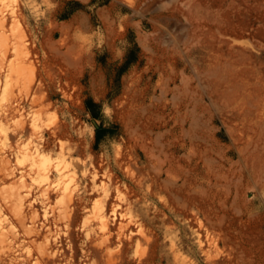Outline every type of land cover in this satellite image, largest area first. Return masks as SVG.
<instances>
[{
  "label": "rangeland",
  "instance_id": "1",
  "mask_svg": "<svg viewBox=\"0 0 264 264\" xmlns=\"http://www.w3.org/2000/svg\"><path fill=\"white\" fill-rule=\"evenodd\" d=\"M0 17V264H39L45 223L95 264L101 213L140 238L118 264H264V0H0ZM22 179L25 223L6 198Z\"/></svg>",
  "mask_w": 264,
  "mask_h": 264
},
{
  "label": "bare ground",
  "instance_id": "2",
  "mask_svg": "<svg viewBox=\"0 0 264 264\" xmlns=\"http://www.w3.org/2000/svg\"><path fill=\"white\" fill-rule=\"evenodd\" d=\"M5 26V22L2 20V18L0 17V63H4V59H5V56H6V46H8V44H10V38L11 36L9 34H7V30L5 31L4 29ZM20 33L19 32H15L13 33V39H14V43L12 45V49L14 50V52H17L19 51L21 48H22V44H23V41L21 40V37H20ZM25 45V44H24ZM11 49V50H12ZM23 50V49H22ZM19 53V52H17ZM11 71H13L12 69H10ZM36 93V92H35ZM43 101V100H42ZM31 125V124H30ZM37 126L38 125H35V129H37ZM16 127V126H15ZM29 128V127H28ZM27 128V129H28ZM56 128H58L56 126ZM60 128V127H59ZM61 130V129H60ZM57 131V130H56ZM17 132V131H16ZM51 133V132H50ZM40 135V134H39ZM36 147V146H35ZM48 147V146H47ZM50 148V147H48ZM80 148V147H79ZM77 148V149H79ZM47 149V148H46ZM76 149V151H77ZM48 150V149H47ZM7 155V154H6ZM11 157V156H10ZM9 157V158H10ZM7 158V157H6ZM12 158V157H11ZM32 159L33 160V163L39 167L40 170H43V172L41 173V177H44L45 179L48 178V170H49V165H50V162H51V158L50 156H46L44 154H42L41 152H38L36 155H33L31 152L29 151H24L23 152V159ZM5 160V159H3ZM7 160V159H6ZM5 162L7 161H4L2 162V164H5ZM10 162V161H9ZM11 164V163H10ZM126 164V163H125ZM131 164V162H130ZM2 166V165H1ZM161 166V165H160ZM3 168L2 169H5L4 170V173L5 171H9V173H13L15 170L13 168H11V166H7L5 164V166H2ZM1 169V171H2ZM173 170V169H172ZM170 173V172H168ZM4 175V174H3ZM19 176V175H18ZM95 176H97V174H95ZM28 177V176H27ZM16 179V178H15ZM169 179V178H168ZM167 179V180H168ZM20 180V179H19ZM28 180V179H27ZM38 180V179H37ZM40 180V179H39ZM172 179L170 178V180L168 181H171ZM23 181V179H22ZM20 181V183L22 182ZM26 180H24L22 182V184H16V185H13L12 189L11 190H8L9 192H6V195L7 193H10L6 196V198L8 197L9 199H12L11 201H8V202H11L12 203V208H14V213L15 215H19L18 217L21 218L22 222L25 223V220H28L25 218V216H22V212H21V209H22V206H23V201L24 199H27L26 197V194H23L24 192L21 191V188H24V187H27L26 183H25ZM31 181V180H30ZM30 181H27L30 182ZM34 181V180H33ZM176 182V181H175ZM11 183V182H10ZM53 184V183H52ZM63 183H61L62 185ZM7 185V184H6ZM38 185V184H37ZM166 185H167V182H166ZM165 185V186H166ZM12 186V185H11ZM39 186V185H38ZM42 186V185H41ZM31 187V186H30ZM43 187V186H42ZM27 189V188H25ZM5 189H3L4 191ZM47 190H48V187H46L43 191V194H47ZM2 191V190H1ZM49 191H51L49 189ZM53 192V191H52ZM69 192V191H68ZM66 192L65 195H64V198L65 200L66 199H70L71 198V194ZM4 193V192H3ZM27 193V192H25ZM54 193V192H53ZM62 193V192H61ZM108 193V192H106ZM2 194V193H1ZM28 194V193H27ZM3 195V194H2ZM1 196V195H0ZM28 196V195H27ZM50 196V194H49ZM26 197V198H25ZM3 198V197H2ZM58 200V199H57ZM75 201V200H74ZM7 202V203H8ZM69 202V201H68ZM67 202V203H68ZM71 202V201H70ZM69 202V204H70ZM109 202V201H108ZM58 203V202H57ZM60 203V202H59ZM11 205V204H10ZM15 205V207H14ZM82 205V204H81ZM8 206H9V203H8ZM38 206V205H37ZM73 206V205H72ZM76 206V205H75ZM118 206V205H117ZM26 207V205L24 206ZM39 207V206H38ZM8 208H11V207H8ZM55 208V206H54ZM103 208V207H102ZM123 208V207H122ZM68 209V208H67ZM101 209V208H100ZM12 209L10 210L11 212L13 211ZM53 210V209H52ZM71 210V209H70ZM69 210V211H70ZM119 210V209H118ZM24 212H26V210H23ZM44 211V210H43ZM79 212V211H78ZM111 212V211H110ZM117 210L116 208H113L112 209V215H113V219H115L116 217V213ZM75 213V212H74ZM61 214V213H60ZM70 214V213H69ZM73 214V213H72ZM14 215V216H15ZM25 215V214H24ZM16 216V220L18 221V217ZM56 217V216H55ZM60 217V215L58 216ZM69 217V216H68ZM99 220H100V234H97L98 236L95 237H92L90 239V246L87 248V250L82 254V260L83 261H87V260H90V259H94L95 261V264H118L116 263V261L118 260L117 258L114 257V255L112 256L111 254V250L114 249L112 248V246L116 245L117 246H125V245H128V244H132L133 242H140L139 239L137 236H136V231L134 230H130V232L126 233V228H127V225L125 224H120L119 227L117 228V231L116 230H113L112 228V222H110V220L108 219L107 217V214L105 213H101L100 216H99ZM25 218V220H24ZM32 218V217H31ZM73 218V217H72ZM74 220V219H72ZM20 222V221H19ZM22 222H20L21 224H23ZM30 222V221H29ZM59 222V221H58ZM57 222V223H58ZM72 223V221H70ZM75 222V221H74ZM91 222V221H90ZM99 222V221H98ZM121 222V221H120ZM123 222V221H122ZM45 223V222H44ZM43 223V224H44ZM70 223V225H71ZM20 224V226H21ZM31 224V223H30ZM37 224V222H36ZM69 224V223H68ZM41 225V224H40ZM59 225V224H58ZM23 226V225H22ZM27 229H26V232L31 235V238H32V241L36 242L37 241H41V240H38V238L40 237L38 234V230L37 232L35 233V231H33L32 227L33 226L32 224L29 225L27 224ZM35 226V225H34ZM61 226V225H60ZM75 226V225H74ZM0 227L3 228L2 226V221H0ZM23 228V227H22ZM25 228V227H24ZM40 228H43L45 229L46 231V234L44 235V238H43V242H40L38 245H37V249H38V255H37V258H36V262H38L39 264H77L75 259L76 256H77V253L75 251H73V246L72 244L74 242H71L69 238H71V235H70V232L69 231H65V233L63 235H59V234H55V233H52L53 230L45 223L44 226H41ZM4 229V228H3ZM71 229V227H70ZM69 229V230H70ZM25 230V229H24ZM67 230V229H66ZM126 230V231H125ZM40 231V230H39ZM71 231V230H70ZM89 233V232H88ZM143 234V233H142ZM145 234V233H144ZM147 235V234H146ZM5 236H8L6 234L5 231L2 230V232L0 231V242L3 243V242H6L7 239L5 238ZM11 241L13 242V238H10ZM9 239V240H10ZM73 239L74 236H73ZM81 239V238H80ZM145 241H147V238L144 239ZM143 240V241H144ZM11 241L9 242H6V243H3L2 247H1V250L0 251H3L2 253L3 254H6L7 256H11L12 257V251H14V248L16 247V244L14 245L13 243H11ZM0 243V244H1ZM72 243V244H71ZM145 243V242H144ZM65 244V245H64ZM75 244V243H74ZM35 245V246H36ZM67 247L69 249V252L66 250L67 248H64V247ZM111 248V249H110ZM119 248V247H118ZM109 250V251H108ZM15 251H17V249H15ZM19 251V250H18ZM122 251V250H120ZM117 252V251H116ZM119 252V251H118ZM80 255V254H79ZM117 255H120V254H117ZM121 257V256H120ZM119 257V258H120ZM122 258L124 259V256L121 257V260ZM117 259V260H116ZM141 259V258H139ZM12 260V258H11ZM16 260V259H15ZM142 260V259H141ZM151 260V257H149L148 259L142 261L141 264H144L146 262H150ZM119 261V260H118ZM125 261V260H124ZM128 261V260H127ZM140 261V260H139ZM120 262V261H119ZM35 263V262H34ZM80 263V262H79ZM94 263V262H93ZM123 263V262H122ZM6 264V263H5ZM121 264V263H120Z\"/></svg>",
  "mask_w": 264,
  "mask_h": 264
}]
</instances>
